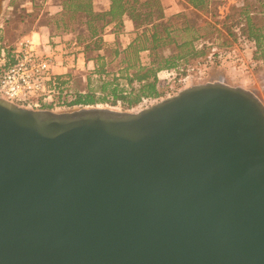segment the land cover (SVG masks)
Here are the masks:
<instances>
[{
	"label": "water",
	"instance_id": "obj_1",
	"mask_svg": "<svg viewBox=\"0 0 264 264\" xmlns=\"http://www.w3.org/2000/svg\"><path fill=\"white\" fill-rule=\"evenodd\" d=\"M0 264H264V104L221 82L138 113L0 99Z\"/></svg>",
	"mask_w": 264,
	"mask_h": 264
},
{
	"label": "trees",
	"instance_id": "obj_2",
	"mask_svg": "<svg viewBox=\"0 0 264 264\" xmlns=\"http://www.w3.org/2000/svg\"><path fill=\"white\" fill-rule=\"evenodd\" d=\"M109 1L108 11L96 13L92 0H62V13L54 20L57 27L66 30H73L74 25L86 28L87 34L78 35L77 41L86 61L94 63L86 77L84 93H73L69 80L56 77L67 92L68 102L64 106L68 108L108 104L130 110L156 101L163 94L159 88L160 73L173 74L175 80L180 75L185 77L187 68L203 59L208 49L220 46L219 41L221 46H229L243 40L252 45L255 60H264V0H243L231 5L221 20L218 4L213 0H184L205 17L199 25L179 24L173 17H165L160 0ZM124 18L133 23L135 38L123 49L117 42L108 46L102 37L105 28L114 25L116 33L120 32ZM170 47L172 52L161 53ZM143 53L147 54V63L141 58ZM114 63L118 69L111 71Z\"/></svg>",
	"mask_w": 264,
	"mask_h": 264
},
{
	"label": "rangeland",
	"instance_id": "obj_3",
	"mask_svg": "<svg viewBox=\"0 0 264 264\" xmlns=\"http://www.w3.org/2000/svg\"><path fill=\"white\" fill-rule=\"evenodd\" d=\"M45 1L46 0H0V48L2 50L14 47L17 43L27 38L26 36L30 34L34 28L33 26L36 18L38 20L40 17L42 3ZM213 1L218 4L217 7H219V9L217 12L219 15L218 19L220 20L227 14L231 5L243 2V0ZM184 2V0H178V3H173L172 0H168V3L172 6L178 5L179 12L177 15L173 16L174 22L179 24L189 22L193 25H199L205 20L203 15L191 9V7ZM72 27L76 29V31L81 30V27H76V25ZM218 43L220 46L214 45L207 50L206 56L203 59L193 62L187 68L185 77L180 75L178 80H175V75L173 74L162 75L159 81V88L163 94L162 97L156 101L153 100L143 103L130 110H124L119 106L111 107L108 104H100L96 107L118 112L138 113L167 98L176 96L185 89L215 82H221L231 87H241L255 92L259 95L264 104V60H255L252 54V45L243 40H238L235 43H231L229 46H221V41ZM207 45L210 47L209 44ZM197 46L200 47V42L197 43ZM169 51L172 52L173 48L170 47V49L161 53L168 54ZM144 61H146L145 58ZM117 69L116 63L110 68L111 71H116ZM93 85L96 86L97 83L93 82ZM86 87L87 81H74V83L71 84V91L73 93H84L87 90ZM82 108L89 107L68 108L66 106H59L53 108L51 111L54 113H66ZM93 108H95V106Z\"/></svg>",
	"mask_w": 264,
	"mask_h": 264
},
{
	"label": "crops",
	"instance_id": "obj_4",
	"mask_svg": "<svg viewBox=\"0 0 264 264\" xmlns=\"http://www.w3.org/2000/svg\"><path fill=\"white\" fill-rule=\"evenodd\" d=\"M160 2L165 17L169 18L178 14V5L172 6L168 0H160ZM172 2L178 3V0H172ZM61 4L62 0H46L42 3L41 14L38 20L36 18L33 30L20 42L30 40L40 54L52 56L54 75L69 80L71 86L74 81H86V77L94 69V63L86 61L83 47L77 41L78 35L87 34L85 27H81L80 31L57 27L54 20L62 13ZM109 6V0H92L93 11L96 13L108 11ZM134 31L133 23L128 18H124L123 29L120 32L116 33L114 25H109L105 28L102 37L108 46H114L117 42L120 49H123L135 38ZM141 58L144 63H147L146 53H143ZM162 75L165 74L160 73L159 79Z\"/></svg>",
	"mask_w": 264,
	"mask_h": 264
},
{
	"label": "built area",
	"instance_id": "obj_5",
	"mask_svg": "<svg viewBox=\"0 0 264 264\" xmlns=\"http://www.w3.org/2000/svg\"><path fill=\"white\" fill-rule=\"evenodd\" d=\"M52 56L40 54L30 40L3 49L0 57V99L28 110L64 106L65 87L53 73Z\"/></svg>",
	"mask_w": 264,
	"mask_h": 264
}]
</instances>
